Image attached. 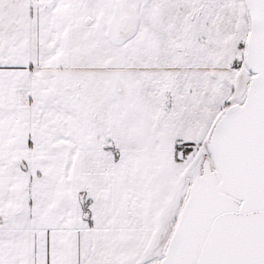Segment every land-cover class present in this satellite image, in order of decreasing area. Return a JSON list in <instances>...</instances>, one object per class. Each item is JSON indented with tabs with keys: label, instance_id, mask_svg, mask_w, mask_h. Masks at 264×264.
<instances>
[{
	"label": "snow or ice",
	"instance_id": "snow-or-ice-1",
	"mask_svg": "<svg viewBox=\"0 0 264 264\" xmlns=\"http://www.w3.org/2000/svg\"><path fill=\"white\" fill-rule=\"evenodd\" d=\"M0 264H264V0H0Z\"/></svg>",
	"mask_w": 264,
	"mask_h": 264
}]
</instances>
